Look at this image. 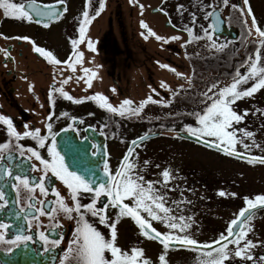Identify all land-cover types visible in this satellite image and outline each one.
Segmentation results:
<instances>
[{
	"label": "flooded vegetation",
	"instance_id": "obj_1",
	"mask_svg": "<svg viewBox=\"0 0 264 264\" xmlns=\"http://www.w3.org/2000/svg\"><path fill=\"white\" fill-rule=\"evenodd\" d=\"M147 1L152 5L148 7ZM172 1L174 0H64L63 4H59L58 0H37L41 4H55L60 9L59 19L45 20L43 23L5 18L0 10V115L11 118L19 133L38 128L41 135L47 137L45 147L39 148L37 141L30 138L16 140L9 136L7 126L0 123V145L9 143V148L0 152V192L3 193L0 198V225H8L7 228L0 227V264H77L74 259L75 252L68 253L67 250L70 245L76 247L72 245V241L75 238V229L80 226L77 223L79 216L73 213L75 219H68L63 212H57L55 218L50 219L36 211L40 208L45 211L51 209L52 202L59 199L56 192L72 206L70 190L50 170L45 176L43 164L35 157L28 159L31 153L27 149H35L44 159L51 160L48 148L54 137L57 150L63 156L59 150L62 148L69 155L77 174L85 175L92 168L93 172L90 174L93 175V167L97 165L101 171L97 173V178L108 184L110 177L105 175V164L114 175L128 143L137 137L126 138L125 121L135 117V122H141L143 113L149 109L154 110L149 113L152 115L151 121L154 115L160 113L190 112L187 107L190 105L191 95L190 89L186 88L188 84L194 81L204 90L214 84L221 88L230 85L237 73L247 74L250 71L246 66L254 62L250 58L258 48V66L264 65V46L259 45V37L254 31L252 35L248 32L252 26L251 18L246 14L242 16L231 7H244L243 0H229L227 7L223 6L221 0H199V5L192 11L200 19L195 25L189 24V17L185 16V12L181 17L175 18L171 11ZM14 2L19 3L21 0ZM101 2L105 5L104 10L92 19ZM187 3L189 1L183 4ZM209 3L218 6L217 10L223 22L218 35L212 34L210 18H204L205 11L210 10L204 6ZM249 4L257 25L264 30V0H249ZM85 10L89 11L90 23L86 28L84 43L75 49V52L83 53L81 62L76 63L75 72L71 71L68 64L49 63L47 58L35 52V47L39 46L52 52L61 62L75 63L76 56L71 41L79 39V28ZM147 11L160 18L156 19L155 26L148 23ZM125 19H133V29L126 27ZM142 22L147 23L151 32H155L162 39L157 40L152 36L148 29L142 27ZM44 23H48L49 27H44ZM186 25L193 27L197 36L204 35L201 28L203 26L212 35V40L205 38L189 42L191 38L184 30ZM177 36L180 39H172ZM14 37H29L31 40ZM89 41L95 51L88 48ZM142 54L146 56L144 62ZM195 58L199 59H196V65H190L195 63ZM197 65H200L199 70ZM129 67H135V74L127 77L125 71ZM84 68L91 71L85 75ZM197 71L199 74H195ZM159 72L163 75L161 81L158 79ZM92 73L96 75L93 77ZM68 77L72 79L67 84L63 83ZM79 77L84 79L78 80ZM87 79L92 80L91 88L85 82ZM127 82L131 85L130 92H126ZM252 83L250 80L247 84H241L240 88H250ZM60 89L74 100L83 102L77 104L64 99ZM94 94L104 95L114 107H119L125 99L133 101L131 107L139 106L149 97L157 103L147 104L140 116L129 114L125 118L100 108L97 102L89 99ZM160 95L164 100L172 99L173 103L166 105V108H160ZM174 101L181 105L176 107ZM199 104L202 110L206 107L204 101ZM156 111L159 112L155 114ZM64 113L68 115L65 116ZM50 115L51 120L48 119ZM49 123L52 124L50 131L47 128ZM63 131L66 134L58 138V134ZM96 133L101 137L95 138ZM111 142H124L123 153L122 149L113 155ZM125 142H128L127 145ZM138 147L134 148V152ZM4 169L11 170L12 175L9 176ZM15 176L27 177L30 187H34L35 191L30 193L14 179ZM42 178L44 193L36 186ZM93 184L95 188L100 182L93 180ZM78 195L80 203L87 205L92 202L94 193L81 191ZM100 201L107 205V216L114 220L118 209L111 207V202L104 196L100 197ZM124 202L131 203L127 200ZM103 205L97 203V207ZM86 219L106 239L110 238L109 228L100 224L97 218L86 214ZM151 223L157 231L166 234L158 230L153 221ZM116 228V245L129 254L133 248L142 249L143 239L159 244L161 251L165 252L159 241L143 237L138 225L129 217L120 218ZM41 232L47 236V240L40 239ZM25 236H30L31 239H17ZM53 241L59 243L54 244ZM105 256L111 258L107 252ZM151 264L160 262L157 260Z\"/></svg>",
	"mask_w": 264,
	"mask_h": 264
},
{
	"label": "snow or ice",
	"instance_id": "obj_2",
	"mask_svg": "<svg viewBox=\"0 0 264 264\" xmlns=\"http://www.w3.org/2000/svg\"><path fill=\"white\" fill-rule=\"evenodd\" d=\"M59 4H63L64 0H58ZM223 6H229V0H221ZM244 7L240 8L236 5H231L233 9H236L241 13L242 16L245 14L251 18L252 26L248 29L249 35H252L253 31L259 37V45L264 46V30H262L256 21V17L252 14V9L249 4V0H243ZM104 3L99 4L98 10L92 16L95 19L96 16L104 10ZM143 7V6H141ZM205 19L215 18L216 23H220V13L217 10L218 6H214L209 3L204 6ZM183 9V6L178 7V11ZM0 10L3 11L5 18L14 19L21 22H36L43 23V21H51L53 19L60 18V9L55 5L41 4L37 0H21L17 3L14 0H0ZM203 10V9H202ZM66 11V9H64ZM182 14V13H181ZM83 20L81 27L79 28V39L72 40L71 43L74 48V55L76 56V62L70 63L68 61L61 62L58 60L52 52L45 51L43 48L37 46L35 47V52L39 53L42 57L47 58L49 63L61 64L66 63L68 67L71 68L72 72L76 71V63H80L83 57L82 52H75L76 47L84 43L85 32L87 25L90 23L89 11L85 10L82 14ZM196 15L192 13V24H196ZM245 23L247 21L245 20ZM44 27H49L48 23L43 24ZM142 27L148 29L150 34L154 36L157 40L162 38L156 35L155 32H151L147 23L142 22ZM204 35H195L194 28L185 26V29L191 38V40L205 39L212 40V35L207 29H203ZM215 28V25H214ZM147 39V36L145 37ZM14 39L28 40L29 37H14ZM172 39H180V37H172ZM167 42V40H165ZM255 42V41H254ZM34 43V42H32ZM88 48L95 51L92 42H88ZM213 46L215 43L213 42ZM254 62L250 63L246 67L250 69L247 74L237 73V76L233 78V82L230 85H225L224 87H219V85H211L208 92L205 93L204 103L206 107L202 112L193 113L196 117L198 126H188L186 128L187 133L191 136L202 138L208 137L212 138L207 141L210 147H216L224 152L225 155L233 156L236 155L237 158H244L249 163H259L264 165V157H248L242 156L235 152V145L241 143L244 145L245 149L249 148V144H245L243 137L251 139L254 136L253 132L247 130H241L234 128V125L241 124L245 117L250 113L248 110H244L242 113H238L234 110L233 105L244 98H251L256 92L264 89V65L258 66L260 61L259 48L257 52L253 54ZM161 67L167 68V65H161ZM85 75H87L91 70L88 68L83 69ZM172 71H175L172 69ZM96 73H92L94 77ZM72 77H68L63 81L67 84ZM78 80L84 79V77L77 78ZM253 81L250 88L241 89V84H247L249 81ZM89 88L92 87V80L87 79L85 81ZM167 87L166 85H164ZM215 90V92H213ZM64 99L72 101L74 103H82V100L75 99L62 89L59 90ZM115 92V90H112ZM209 93H213L209 95ZM158 95V94H157ZM89 99L98 103V106L105 109L108 113L117 115L119 117L128 118L130 116H140L144 107L149 103H157L152 97L141 102L137 107H131L133 101L125 99L119 107H114L108 102V98L102 94H94ZM261 114H264V111ZM64 115H68L64 113ZM51 120V115L48 117ZM82 122V121H81ZM0 123L7 126V133L9 136L15 138L16 140H22L25 138H30L37 141L39 148H44L47 137L41 135L40 129H32L30 131H25L19 133L16 131L11 118H6L0 115ZM27 127V126H25ZM48 130L52 128V124L47 125ZM67 131V130H65ZM147 136H142L136 141H132V146L130 147L128 153L126 154L124 160L122 161L121 167L113 175L110 173L107 164L104 166L105 175L110 177L109 183L105 184L101 182L98 187H93L92 183L86 180L84 177L80 176L76 172L70 171L68 166L64 162V156L60 154L57 150V145L55 138H52L51 146L48 148V154L51 160L44 159L40 152L29 148L26 151L31 153L32 157H35L44 166L45 176L50 170L52 174L58 177L64 185L70 190V195L73 200V205L69 206L63 197H60L59 192L55 195L59 198L57 201L52 202L53 207L48 211L43 208L36 209L40 215H47L50 219L55 218L57 212H63L68 219H75L73 213L79 216L77 223L80 225L75 229V238L72 241V245L76 247L73 248L71 245L67 250L68 253L75 252L74 259L77 264H151L150 259L145 258L144 251L142 249L133 248L131 254L128 251H124L116 245L117 239V228L116 225L119 223L120 218L129 217L136 225H138L141 230V235L149 240H158L165 250V253L169 250H196L197 248L208 249L205 253L206 259L201 261V264H226L230 261L233 256L239 257L241 260L252 261L254 257L249 254L251 248L255 247L250 239H248L249 232L252 231V227L249 222L254 214L255 210L264 208V195L256 196L254 199H249L245 197L246 207L242 209L238 218L231 221L229 228L226 230L227 234H221L220 238L214 241L212 244L200 245L198 241L190 238L189 236H173L172 234H162L152 227V221H159L165 224L167 227L176 230L179 229L180 232H185L191 227V223H186L183 216H177L174 213L180 210V204L191 203V201H186L181 194V199L179 201L169 202L167 194L162 189H167L168 191H178L177 188H169L172 181L173 173L170 170H164L161 173L162 179L159 181H148L145 180L144 176L141 174V167L138 165L135 159H132L134 148L143 144L147 140ZM254 143V141H253ZM226 145V147H225ZM259 147V145H255ZM9 148V143H4L0 145V152L4 149ZM23 152H21V155ZM149 161H144L143 165L146 167L149 165ZM159 167V165H156ZM9 176L12 175L11 170L4 169ZM15 180L19 181L25 189L30 193L35 191L34 187H30V181L27 177L21 178L20 176H15ZM42 193L45 192V187L43 183V178L37 185ZM94 193L92 197V202L83 205L79 200V193ZM219 196L224 197L226 193L221 191L218 193ZM235 195V194H231ZM3 193L0 192V198H2ZM104 196L108 198L111 202V207L118 209L117 217L112 220L107 216V205H103L100 201V197ZM130 201L131 203H125L124 201ZM43 203V202H41ZM97 203H101L103 206L97 207ZM31 206V205H30ZM142 213L146 214L142 215ZM86 214L97 218L100 224L109 228L110 238L106 239L105 236L97 230L91 223L86 219ZM190 219V218H189ZM111 220V222H109ZM244 225H249L247 230H245ZM2 228H7L8 225H0ZM40 239L47 240V236L41 232ZM2 239V237H0ZM17 239L30 240V236L17 237ZM169 242H172L170 244ZM10 243H15V241H10ZM54 244H58V241H53ZM219 245V247H217ZM234 246L232 253H229V246ZM110 254V259L106 258L105 253ZM68 256H65V260ZM264 261V257L258 258ZM160 264H168L166 259V254H161L158 257Z\"/></svg>",
	"mask_w": 264,
	"mask_h": 264
},
{
	"label": "rangeland",
	"instance_id": "obj_3",
	"mask_svg": "<svg viewBox=\"0 0 264 264\" xmlns=\"http://www.w3.org/2000/svg\"><path fill=\"white\" fill-rule=\"evenodd\" d=\"M185 1H189V3L184 5ZM198 1L174 0L170 3L172 6L171 11L175 18L181 17V13L185 12V16L189 17V24H192L191 13L199 5ZM147 3L148 7L152 5L150 1H147ZM181 5L183 9L178 11V7ZM146 17L151 26L157 24L158 15H153L147 11ZM132 20L125 19V25L129 29H133ZM197 20L200 21L199 18ZM145 58L146 56L142 54L143 62ZM133 74H135V67L126 69L125 75L127 77ZM162 78L163 75L159 72L158 79L161 81ZM127 86L126 90L128 91L126 92H130L131 85L129 82H127ZM193 100V98H190V105L195 107L199 100L195 102ZM233 108L238 113H242L244 110H248L250 113L241 124L234 125V128L254 133L251 139L243 137L244 143L250 145L248 149H245L243 144L238 143L235 145V151L253 157H264V114H261V111H257H264V89L256 92L251 98H244L238 101L233 105ZM195 110L192 113L186 112L184 115H178L172 120L175 119L180 127H184L186 124L194 125L197 120L192 114L202 112L200 107L197 111ZM150 111L154 110L149 109L143 113V121L141 122H135V117L129 120L130 122L127 121L132 124V128L130 131H126V138L129 137L131 139L141 133L152 132L153 127H150L152 122L146 118L151 113ZM158 112L156 111L155 114ZM163 114L167 115L168 113L165 112ZM202 138L208 141L212 139L208 137ZM123 143L111 142V153L116 155L118 151H121ZM125 143L127 145L128 142ZM255 145H259V147ZM123 151L124 149L122 153ZM132 159H135L141 167V174L145 180H161V173L164 170H170L173 173L174 178L169 188H177L178 191L162 189L166 192L169 202L179 201L181 194L184 200L191 201V203L180 204V210L174 213L177 216H183L185 218L184 222L191 223V227L185 232H180L179 229L173 230L159 221H153L156 225L155 227L158 226V230H162L166 234L170 233L173 236H189L202 245L213 243L220 238L222 233L227 234L226 230L231 221L246 207L245 197L254 199L256 196L264 195V165L249 163L247 160H239L227 156L192 142L175 138L173 134L170 136H157L143 142L134 152ZM144 161H149V165L145 167L143 165ZM156 165H159V167H156ZM221 191L225 192L226 196H219L218 193ZM142 215L147 218L146 214L142 213ZM249 224L252 227V231L249 232L248 239L255 245V247L250 249L249 254L254 259L246 261L233 256L226 264H264V261L258 259L264 257V210L254 214ZM248 226L244 225L245 230H247ZM233 249L234 246L230 245V254ZM142 250L145 258L150 259L151 262H156L161 254H166L167 261L173 264H201V261L206 259L205 253L207 252L197 249H181L165 253L161 251L159 244L146 239L142 240Z\"/></svg>",
	"mask_w": 264,
	"mask_h": 264
},
{
	"label": "trees",
	"instance_id": "obj_4",
	"mask_svg": "<svg viewBox=\"0 0 264 264\" xmlns=\"http://www.w3.org/2000/svg\"><path fill=\"white\" fill-rule=\"evenodd\" d=\"M196 59L199 60L198 58H195V63H190V65H196ZM197 64H199V63H197ZM199 66L197 65V69L198 70L200 68ZM195 74H199V72L197 71ZM186 75H188V73ZM186 88L187 89H190V92H191L190 98L195 99V100H193V102H195L196 100H200V99H201L200 102L204 101L205 100V95L204 94L207 93L208 90H209V88L206 89V90L200 88L199 83H196L194 81L191 82L190 84H188ZM209 95H212V94L209 93ZM159 102H160V108H162V107L163 108H166V105L173 103L172 99L164 100L161 95L159 96ZM174 102H175L176 107L179 106V105H181V104H178L177 101H174ZM199 103L195 107L194 106H191V105L187 106L188 109H190V113H192L195 109H196L195 111H197L199 109V107H200V104ZM164 104H165V106H163ZM196 107H198V108H196ZM168 114L169 115L160 113L158 115H154L153 116L154 119L151 121L152 124H151L150 127L151 128L153 127L152 128L153 129L152 131L153 132H160V137L165 136V135L166 136H170V135L173 134V137L177 138L174 135V133L177 132L178 130H181L182 132H186L187 133L186 128L188 126H198L197 121H196L195 122L196 124H194V125H188V124H186V125H184V127H180V125H178V122H176L175 119L172 120V118H174V117H176L178 115H184V114H180L177 111H175L174 113H168ZM146 118H148V119L151 120L152 119V115L151 114H148L146 116ZM124 124H125V127H126V131H130V129L132 128V124H130V123L126 122V121H125Z\"/></svg>",
	"mask_w": 264,
	"mask_h": 264
},
{
	"label": "water",
	"instance_id": "obj_5",
	"mask_svg": "<svg viewBox=\"0 0 264 264\" xmlns=\"http://www.w3.org/2000/svg\"><path fill=\"white\" fill-rule=\"evenodd\" d=\"M50 5H55V4H50ZM55 6H56V5H55ZM210 23H211V26H212V34H214V35H218V34L220 33V29L222 28V24H223L221 18H220V23H218V24L216 23L215 18H210ZM214 25H215V28H214ZM65 134H66L65 131L59 133V134H58V138L61 137V136H64ZM158 135H160V132H150V133H146V134H143V135H141V136H139V137H136V138L132 139V140L128 143V146H127L126 152L124 153V156H123V158L121 159V162H120V164H119L118 169L121 167L122 161L124 160V158H125L126 154L128 153L130 147H133V146H132V143H131L132 141H136V140H138V138H140V137H142V136H147V137H148L147 140H149V139H152V138H154V137H157ZM174 135H175L177 138L181 139V140H186V141L192 142V143H194V144L200 145V146H202V147H205V148L211 149V150H213V151L220 152V153L224 154V152L221 151L220 149H218V148H216V147H210V146L208 145V143H207L208 140H206V139H203V138H197V137L191 136L189 133L182 132V131H177V132L174 133ZM99 137H101V136H100L99 134L96 133L95 138H99ZM145 141H146V140H145ZM60 146H61V144H60ZM59 150L62 151V154H63V156H64V162H65V164L68 166L69 170L76 171V173H77L76 168L72 165V162H71V160H70V158H69V155H68V154H67L62 148H59ZM235 152H236V151H235ZM236 153H238V154H242V153H239V152H236ZM227 156H228V155H227ZM242 156L253 157V156H249V155H245V154H242ZM230 157H233V158H236V159H239V160H246V159H244V158H237L236 155H233V156H230ZM93 168H94V174H93L94 176H93L92 174H90L91 172H93V169H92V168H90V169L88 170V173L86 172L85 175H83V174H79V175L82 176V177H84V178H85L86 180H88L89 182H91L93 186H94V184H93V180H94V181L97 180V181L100 182V183H101V182L104 183L103 180H101L100 178H97V177H99V175H97V173H98V172H101L100 169L98 168V166L96 165V166H94ZM88 174H89V175H88ZM96 175H97V176H96ZM243 209H244V208H243ZM262 209H264V208H260V209H258V210H255L254 212H257V211L262 210ZM237 218H238V215L236 216L235 219H237ZM229 226H230V225H229ZM157 241H158V240H157ZM169 243L172 244V242H169ZM211 244H212V243H211ZM200 245H202V244H200ZM217 247H219V245H217ZM173 248H175V246H173ZM197 250L208 251V249H204V248H197Z\"/></svg>",
	"mask_w": 264,
	"mask_h": 264
}]
</instances>
